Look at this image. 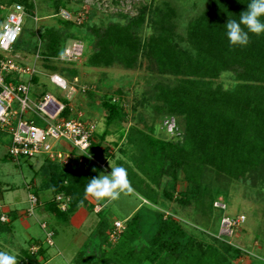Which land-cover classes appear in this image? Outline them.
I'll return each instance as SVG.
<instances>
[{
  "label": "rangeland",
  "instance_id": "obj_1",
  "mask_svg": "<svg viewBox=\"0 0 264 264\" xmlns=\"http://www.w3.org/2000/svg\"><path fill=\"white\" fill-rule=\"evenodd\" d=\"M15 2H22L30 9L33 8L30 13L34 17H29V15L26 17L24 41L14 45L10 55L23 56L26 60L35 62L34 55L36 54L37 45L42 48L44 58L41 55L37 60V68L39 69V80L45 86V91L54 94L63 103L71 105L72 109L69 107L71 117H80L87 124L93 126L96 138L100 140L96 152L101 159L107 161L111 158L112 166L124 167L128 172L129 190L122 193L119 199L115 201H98L91 196L85 198V195H83L79 197V200H76L75 204H72L71 201L68 204V211L63 212L51 223V225H54L58 220L59 226H49L47 229L54 232L55 245L49 248L51 255L44 252L40 257L33 258L34 256H30V245L34 240H26L24 247H21L24 253L23 251L18 253L17 248L13 249L10 245L14 243V245L21 246L20 230L11 225L14 218H18L16 209L25 210L29 208L28 195L30 191L37 193L40 199L47 198L46 190L53 191L54 194L60 190L56 195H66V191H61L62 184L64 186L69 184V177L76 174L72 168L76 166L77 158L80 156L86 158V153L74 147L69 141L62 139L52 141V143L55 144L56 152H61L64 157L72 160L70 165H65L57 158L52 160L45 153L37 154L32 158L21 157L19 160H15L8 154V141L0 138V212L3 209L11 210L12 217L11 223H5L2 222L0 216V251L14 253L18 264H22L21 258L26 260L25 264H38L50 259L51 256H58L56 260H59L61 264H68L64 261V258L67 260L70 255V250L67 249L79 250L77 248L79 243L75 244L74 241L77 236H82L80 239V243H82L86 239H91L94 235L97 236L100 232L103 233L102 240L106 244L104 247L108 250L114 246V242H110V227L114 221L119 219L126 224V219L131 217L144 202H150L147 200L149 199L147 195H151L152 191L156 190V199L159 196L161 201L164 200L166 176L172 174V172L179 169L178 173L181 175L182 180H179L176 184L179 183V187H185L183 176L186 172L184 168L175 164L174 158H167L166 165L163 170L161 169L162 173L153 171L155 170V158L156 160L159 158V150H155V145L149 144V138L147 137L148 134H153L157 136L158 141L160 139L164 143L169 142L172 145L170 148L173 149L177 145V140H179L175 137H182V132L174 135V133L164 129L168 114H164L162 110L159 112L157 105L159 102L158 97L163 96L161 88L177 85V82L174 76L159 70L156 60L157 54H155L152 47L146 48L145 51L140 50L137 61L129 66L121 62H115L107 66L91 65L89 60L96 52L98 39L92 36L89 27L77 28V34L83 36L87 41V52L74 68L68 67L60 59V53L56 56L51 55L53 52L51 48H48L49 41H47L50 38L44 36L45 38L41 39L42 25L52 26L57 23V20L52 17L56 12L52 2L49 0H0V24L11 10L9 5ZM30 3L33 4V7L29 6ZM165 3H169L176 11V17L172 18L170 26H175V39L177 40L172 42L177 46V49L193 50L190 43L184 39L186 37L185 33L190 21L208 7L209 0H72L70 2L72 7L81 8L84 14L85 12L90 13L92 16L96 14V19L94 16L95 21H100L99 19L106 17L109 19L112 17L113 20L121 17L120 20L123 23H130L136 22L144 16L143 25L133 27L135 32H140L142 42L145 38L152 37V34L159 35L161 33V24L166 19H163L157 8L165 6ZM32 31L39 33H37V36H33ZM72 41L74 40H68L67 45ZM53 65L58 67L55 72L61 73L71 84L76 86L75 91H71L69 94V89H62L50 81V74L54 72L50 69V66ZM73 74H77L78 82H75L72 78ZM213 82L215 86L221 85L225 89H232L236 81L231 73L226 72ZM39 91H43V89L40 88ZM116 100L122 106L119 114L114 113L111 104V101L115 102ZM14 107L18 108L17 101L14 103ZM178 151L174 153L176 156ZM148 152L152 154L148 156ZM89 154L92 156L94 154L91 149ZM94 157L95 161L89 160V162L99 164L100 160L97 155H94ZM111 165L109 163L106 167H98L103 170L101 174H105L104 172L110 173ZM79 167L85 166L81 165ZM261 174V169L252 171L250 177L248 176L249 187H247L244 183L239 182L237 178H228L216 174L213 170L208 171L204 178L202 177L200 192L203 193L199 194L201 201L204 202L205 209H209L207 205L210 204L212 196L218 194V192H223L232 200L228 211L231 214L246 213L248 221L236 236L228 239L231 243L223 246L215 242L207 233V229L212 226L213 222L209 212H206L203 216L197 215L198 213H195L193 206L182 207L176 203L175 205L180 209L179 220L185 228L183 239H188L189 243L199 242L205 246L213 245L220 248L221 252L227 254L230 258L231 264H264V185H262L261 179L264 176H261ZM213 179H217L214 185L216 189L214 190H212L209 183ZM82 192H80L81 195ZM166 197V200H171L170 196L167 195ZM81 201H83L82 204ZM239 204L248 207L250 211L243 210ZM55 205L59 208L54 199ZM101 205L105 206L104 210L97 212L96 207ZM152 205L161 208V205L157 206L154 203ZM81 206H86L89 210L88 219L85 221L80 214L82 209H79V207ZM136 207L138 208L136 209ZM12 208H15V210ZM76 209L79 210L75 213ZM38 210L37 207L35 211L37 216H39V219L43 218ZM51 212L53 215V211ZM214 215L217 217L219 215L218 211H215ZM45 216L48 217L47 212ZM71 216L75 217L72 219ZM30 220L32 223L36 221L33 216L30 217ZM77 224H80V226ZM214 224H216L214 228L219 230L217 221ZM35 226L41 243H45L47 231L40 229L39 225ZM187 235L196 236L198 239L191 242L192 239H189ZM85 243L81 249L82 254L84 251L88 255L96 254L97 257L102 255L96 252L97 248L92 245L100 242L89 240L87 245ZM181 245L183 250L188 246L184 241ZM58 247L60 253H64V255L57 253ZM178 248L174 251L182 253L181 248ZM172 256L177 258L175 253ZM83 264H102V261L98 259L97 263H91L89 260H84Z\"/></svg>",
  "mask_w": 264,
  "mask_h": 264
},
{
  "label": "trees",
  "instance_id": "obj_2",
  "mask_svg": "<svg viewBox=\"0 0 264 264\" xmlns=\"http://www.w3.org/2000/svg\"><path fill=\"white\" fill-rule=\"evenodd\" d=\"M49 1L55 8L56 12L52 17L57 23L52 26L42 25L41 39L44 36L50 38L47 41H49L48 48L53 52L51 55L56 56L60 53L61 56L70 39L83 41L84 54H86L87 41L77 34V28L89 27L92 36L98 39L96 52L89 60L91 65L107 66L121 62L129 66L137 61L140 50L145 51L146 48L152 47L157 54L159 70L174 76L177 82V85L161 88L163 96L158 97L157 100L161 104L158 102L157 105L159 112L162 110L164 114H168L166 119L175 118L178 132H182V137H175L179 140L174 149L170 148L172 145L169 142L164 143L160 139L158 141L157 136L153 134H148L147 137L149 144L155 145V150H159V158L157 160L155 158L153 171L162 173L161 169L163 170L168 159L174 158L175 164L184 168L186 172L183 176L185 187L176 184L182 180L178 173L179 169L166 176L164 200H162L164 202L159 196L156 199V190L152 191L151 195H147L149 197L147 200L151 203L144 202L128 218L129 220L127 219L126 228L115 243L110 240L114 246L107 250L102 240L103 233L99 232L90 240L100 242L92 245L97 248L96 252L102 255L97 257L96 254L88 255L83 251L79 259L85 258L91 263H97V260L101 259L102 264H231L230 258L221 252L220 248L195 243L193 241L198 239L196 236L187 235L193 243L183 239L185 228L179 220L180 209L175 204L182 207L193 206L195 213L201 216L209 212L213 222L207 233L215 242L224 246L231 242L217 237L219 230L214 228L216 225L214 223L217 221L220 228L223 211L215 208L214 202L222 198L230 205L232 200L223 192H218L211 197L210 204L207 205L209 209L206 210L199 196L203 193L200 192L202 177L213 170L216 174L237 178L239 182L249 187L248 179L252 171L261 169V176H264V35L256 36L249 33L250 40L247 46H230L225 28L230 18L239 19L240 14L247 10V3L250 0H209L208 7L190 21L187 27L184 39L193 49L189 51L177 49L173 43L177 40L176 30H174L175 26L170 24L172 18L176 17V11L169 3L157 8L163 19H166L161 24V33L152 34V37L149 36L142 42L140 32H135L133 27L142 26L145 21L144 16L130 23H123L121 17L114 20L112 17L110 19L106 17L95 21L96 14L93 16L86 12L84 14L81 8L71 6L72 0ZM16 3L24 5L29 17H34L30 13L33 8L30 9L22 2L12 4ZM29 6L33 7V4L30 3ZM62 9L70 11L73 17L82 14V22L64 18L60 14ZM107 19L109 20L106 21ZM61 26L63 28H60ZM24 33L25 28L17 43H23ZM31 33L37 36L39 32ZM35 53L43 56L42 48L37 45ZM77 62L79 61L64 63L74 68ZM50 67L54 72L58 69L56 65ZM226 72L231 73L236 81L232 89H225L221 85L215 86L213 82ZM39 76L36 74L32 79V94L35 99L47 93ZM75 77H78L77 74L72 75L73 79ZM40 88L43 91H39ZM111 104L114 113L119 114L122 109L121 103L119 105L116 100L111 101ZM66 106L62 116L70 117L69 106L67 104ZM164 129L166 130L165 126ZM96 137L94 134L90 148L94 153L93 156L99 155L96 151L100 140ZM177 150L179 151L176 156L174 153ZM151 154V152L147 153L148 156ZM94 165L93 168L79 167L81 165L76 163L72 168L76 174L69 177L68 185L62 184L61 191H66V195L71 196L72 204L84 195V188L89 180L99 175L97 171L99 168H96L97 164ZM261 179L264 185V177ZM216 180L209 182L212 190L216 189L214 186ZM81 191H83L82 195ZM167 195L171 200H166ZM152 202L157 206L161 205V208L153 206ZM240 208L247 212L249 210L248 207L241 205ZM215 211L219 213L217 217L214 215ZM183 241L186 246L188 245L185 246V250L181 245ZM178 247L181 248L182 253L174 251L179 249ZM173 253L177 258H173Z\"/></svg>",
  "mask_w": 264,
  "mask_h": 264
},
{
  "label": "built area",
  "instance_id": "obj_3",
  "mask_svg": "<svg viewBox=\"0 0 264 264\" xmlns=\"http://www.w3.org/2000/svg\"><path fill=\"white\" fill-rule=\"evenodd\" d=\"M10 7L11 10L0 24V138L9 141L8 154L11 158L19 160L21 157L32 158L37 154L45 153L51 159L57 158L65 165H69L72 160L64 157L63 153L56 152L55 144L52 143L64 139L86 153V158L80 156L76 163L89 164V160L95 161V157L89 154L95 134L93 126L80 117L62 116L67 106L50 92L39 99L33 97L32 79L34 75L39 74L37 60L40 55L39 53L34 55L35 62H30L23 56L10 55L13 46L24 31L28 16L24 5L16 3ZM60 14L69 20L75 19L78 22L83 20L82 14L73 17V14L66 9H62ZM84 50V42L74 40L66 46L60 59L67 63L80 61ZM74 80L79 81L78 77ZM50 81L62 89H69V94L76 90V86L58 72L50 74ZM16 101L18 108L14 107ZM164 126L168 132L174 135L180 134L175 118H167ZM55 201L61 210L67 211L68 204L72 200L65 194H58ZM28 203L26 214L34 216L36 208L41 204L37 193L29 192ZM214 206L223 211L217 236L225 240L232 239L246 223L247 216L243 213L231 214L228 211V203L222 198L217 199ZM96 208L98 212L102 210V206ZM1 218L2 221H8L6 215H2ZM41 226L47 231L46 242L51 246L54 245V232L47 230L46 222H42ZM125 228L124 221H116L110 231L111 242H116ZM38 251L39 246L32 247L33 253Z\"/></svg>",
  "mask_w": 264,
  "mask_h": 264
},
{
  "label": "clouds",
  "instance_id": "obj_4",
  "mask_svg": "<svg viewBox=\"0 0 264 264\" xmlns=\"http://www.w3.org/2000/svg\"><path fill=\"white\" fill-rule=\"evenodd\" d=\"M247 5L238 20L230 18L225 24L230 46H247L249 33L264 35V0H250ZM104 173L89 180L84 188L85 198L91 196L98 201H115L129 190L128 172L124 167L111 165L110 173ZM0 264H18L17 257L14 253L0 251Z\"/></svg>",
  "mask_w": 264,
  "mask_h": 264
},
{
  "label": "crops",
  "instance_id": "obj_5",
  "mask_svg": "<svg viewBox=\"0 0 264 264\" xmlns=\"http://www.w3.org/2000/svg\"><path fill=\"white\" fill-rule=\"evenodd\" d=\"M70 106L71 105H69V107ZM70 109H71V107H70ZM5 140H7V139H5ZM8 145H9V141H8ZM97 157L100 160V161L98 160L100 163L97 164L96 168H98V165H99V167L100 166L101 167H106L107 165H109V163H111V158L109 160L107 159V161H106V159L105 160L101 159L100 155H97ZM52 160H54V159H52ZM94 164H96V163L90 162L89 164H80V165H83L85 167L89 166L90 168H93V167H95ZM91 165H93V166H91ZM97 171H98V173L100 175V173H102L103 170L98 169ZM46 191H47V198L48 199L46 197L45 198H41V199L39 198L40 201H41V204L38 206V209H39L38 212L40 211V213L43 215V218L39 219V216H37V214L35 213V215L33 217L35 218L36 221L32 223L31 220H30V217H32V216H28L26 214L27 209H25V210L16 209L18 218L17 217L14 218V220H13L11 225H14V227H17V229L20 230L19 236H20V239H21L20 240V245L21 246L14 245V243L10 244V245L12 246L13 249L17 248L18 253H20L21 251H23V253H24V250L21 247H24V244H25L26 240L30 239V240H34L31 243V245H30V253L31 254L33 253V252H31L32 251V247L33 246H39L38 253H33L32 255L40 257V255L44 254V252H47L48 255H51L49 253V248L51 247V245H49L47 242L41 243V241H40L41 239L38 237V230H37L35 225H39L41 227L40 229H43V227L41 226V223L42 222H46L48 224V228H49V226L58 227L59 226L58 220H56L54 225H51V223L55 219H57L56 217L60 216L63 212H67L68 210L67 211H63L60 208H58L56 205L54 206V199H55V197L57 195L54 194L53 191H50V190H46ZM67 196H69V195H67ZM69 197H71V196H69ZM101 206H102V210H104L105 206L104 205H101ZM82 207H84V208H82ZM80 208L82 209L80 211V214L82 215V219L85 221V220L88 219V215H89L88 211L89 210H88V208L86 206H81V207H79V209ZM137 208L138 207H136V209ZM12 209L15 210V208H12ZM54 209L57 210V211H55ZM79 209H76L75 213ZM95 210L97 211V208ZM51 211H53V215H52ZM46 212L48 213V217L45 216ZM10 213H11V210L7 211V210H4V209L0 212V216L6 215L8 217V221L7 222H5V221H2V222H5V223H9L10 222L11 223L12 217H11ZM50 215H52V216H50ZM70 215H72V214H70ZM74 217L71 216L70 218L73 219ZM1 220H2V218H1ZM116 221H119V219H116L114 221V223ZM114 223L110 227L111 228L110 231L113 229ZM77 225L80 226V224H77ZM81 238H82V236H77L76 240H74L76 242L75 244L79 243V245L77 246V248H79V250L77 249V251H76V249H74L75 250L74 251L72 248L67 249V250H70V255L67 257V260L64 258V261L68 262V264H83L84 260H86L85 258L84 259H79V258H81V254H82L81 253V249H82L84 243L86 242L85 244L87 245V243L89 242L90 239H86L87 241L85 240V242L80 243V239ZM46 244L49 245V246H47ZM10 245L8 244V246H10ZM54 245H55V243H54ZM54 245H52V246H54ZM19 248H20V250H19ZM57 253L60 254V255H64V253H60L59 247H58V252ZM57 257L58 256H55V257L51 256L50 259H48L46 261H43V262H39L38 264H61V262L59 260H56ZM21 260H22V264L26 263V260H23V258H21Z\"/></svg>",
  "mask_w": 264,
  "mask_h": 264
}]
</instances>
